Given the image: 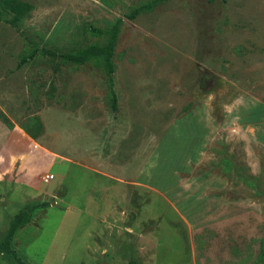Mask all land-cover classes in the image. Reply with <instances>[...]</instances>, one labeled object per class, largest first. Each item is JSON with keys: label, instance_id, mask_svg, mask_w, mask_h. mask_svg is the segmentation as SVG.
<instances>
[{"label": "rangeland", "instance_id": "rangeland-1", "mask_svg": "<svg viewBox=\"0 0 264 264\" xmlns=\"http://www.w3.org/2000/svg\"><path fill=\"white\" fill-rule=\"evenodd\" d=\"M18 1L17 23L0 3V239L34 202L11 239L23 264H256L264 0H169L134 20L146 0ZM116 19L112 111L99 69L41 52L104 44L89 28Z\"/></svg>", "mask_w": 264, "mask_h": 264}, {"label": "trees", "instance_id": "trees-1", "mask_svg": "<svg viewBox=\"0 0 264 264\" xmlns=\"http://www.w3.org/2000/svg\"><path fill=\"white\" fill-rule=\"evenodd\" d=\"M168 1L169 0H146L144 3L131 8L128 13H125L123 15V17L127 20H134L138 15L148 13L158 5ZM0 3L11 12V21L13 23L19 22L31 10V6L29 4L22 3L18 0H0ZM120 24L121 19H116L114 23L107 29L99 30L95 28H89V32L94 36L106 37L104 44H87L65 53H59L58 55H55V53H52L50 51L41 52L43 56L49 55L51 57H57L60 63L64 65L69 64L72 66H81L85 63H91L94 67L99 69V71H101L106 77L109 107L112 111L116 109V96L113 91L112 74L114 72V66L111 58L113 56ZM36 54H38V51L36 49H33L29 54L21 57L20 63H24L27 59H33ZM20 128L24 130L31 139L35 140L37 138V136L29 131L26 127L20 126ZM239 176L241 175L239 174ZM244 180L248 181L251 179ZM44 206V203H27L7 222L4 234L0 239V254L9 259L11 264H23L21 260L16 256L15 251L11 247V239L14 233L26 223L29 215L32 212L37 209L43 208ZM127 264H136V262L134 260H129ZM256 264H264V240L261 241L260 252L258 254V260Z\"/></svg>", "mask_w": 264, "mask_h": 264}, {"label": "crops", "instance_id": "crops-1", "mask_svg": "<svg viewBox=\"0 0 264 264\" xmlns=\"http://www.w3.org/2000/svg\"><path fill=\"white\" fill-rule=\"evenodd\" d=\"M0 128L2 129L3 127L0 125ZM18 130H20V129H18Z\"/></svg>", "mask_w": 264, "mask_h": 264}]
</instances>
